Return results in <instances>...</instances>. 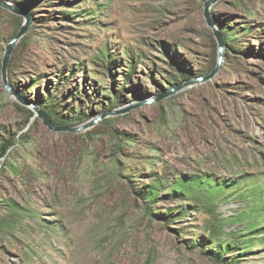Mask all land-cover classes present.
<instances>
[{"label":"rangeland","instance_id":"1","mask_svg":"<svg viewBox=\"0 0 264 264\" xmlns=\"http://www.w3.org/2000/svg\"><path fill=\"white\" fill-rule=\"evenodd\" d=\"M0 264H264V0H5ZM227 41V42H226Z\"/></svg>","mask_w":264,"mask_h":264},{"label":"water","instance_id":"2","mask_svg":"<svg viewBox=\"0 0 264 264\" xmlns=\"http://www.w3.org/2000/svg\"><path fill=\"white\" fill-rule=\"evenodd\" d=\"M218 1H220V0H207L204 3V17L207 21L208 27L214 33V35L217 39V43H218L217 62H216L214 69H212L209 73L195 77V78H192L188 81H185V82L181 83L180 85H178L172 89H169L167 92L158 95L156 98L145 99L140 104L126 108V109L110 111L108 113L100 115L99 117H96L95 119H92L86 123H83V124H80V125L74 126V127L54 125L50 121V119L47 117V115L42 110H40L36 106L35 103H33V102L27 103V104L24 102H21V103L24 105H27V107H29L33 111L34 117H38V118L42 119L44 126H46L51 131L56 132V133H73L74 134V133L84 132V131L96 126L99 122H101L103 119H105L109 116H116V115L125 114V113H128V112H130V111H132V110H134L140 106L149 105L152 103L163 101V100L167 99L168 97L178 93L179 91H181L185 88H188L191 86H196V85H201V84H204L206 82L211 81L218 74V72L221 70V67L224 63V58H225L224 42L221 38V35L218 33V31H216L215 25L212 22L211 16H210L211 7L214 4H216ZM0 7L11 11L12 13H14L18 16L24 17V21L21 24V26L19 27L18 31L10 38V40H9V42L5 48L4 55H3V58L1 61L2 81L4 83V87H5L6 91L10 92L11 90L7 84V81H6L8 63L10 61L11 55H12L17 43L20 41V39L22 37H24V35L27 33L29 27L31 26V24L33 22V17L27 11L20 9L18 7H13L9 3H7L5 0H0Z\"/></svg>","mask_w":264,"mask_h":264},{"label":"trees","instance_id":"3","mask_svg":"<svg viewBox=\"0 0 264 264\" xmlns=\"http://www.w3.org/2000/svg\"><path fill=\"white\" fill-rule=\"evenodd\" d=\"M227 42V41H226ZM208 73V72H207ZM206 73V74H207ZM13 146V142L8 139L5 140L1 145H0V159L8 152V150Z\"/></svg>","mask_w":264,"mask_h":264}]
</instances>
